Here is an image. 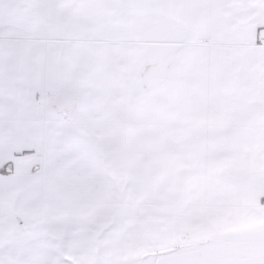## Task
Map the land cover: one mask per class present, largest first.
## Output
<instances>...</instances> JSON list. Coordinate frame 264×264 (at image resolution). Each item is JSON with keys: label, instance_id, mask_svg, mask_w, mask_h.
Returning a JSON list of instances; mask_svg holds the SVG:
<instances>
[{"label": "snow or ice", "instance_id": "snow-or-ice-1", "mask_svg": "<svg viewBox=\"0 0 264 264\" xmlns=\"http://www.w3.org/2000/svg\"><path fill=\"white\" fill-rule=\"evenodd\" d=\"M0 264H264V0H0Z\"/></svg>", "mask_w": 264, "mask_h": 264}]
</instances>
